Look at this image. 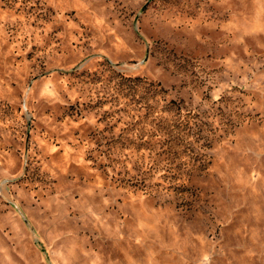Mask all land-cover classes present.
I'll return each mask as SVG.
<instances>
[{
    "label": "clouds",
    "instance_id": "obj_1",
    "mask_svg": "<svg viewBox=\"0 0 264 264\" xmlns=\"http://www.w3.org/2000/svg\"><path fill=\"white\" fill-rule=\"evenodd\" d=\"M42 2L59 6L67 0ZM71 6L79 8L77 15L88 26V31L81 30L77 36L67 30L57 33L61 45H53L48 52L60 46L67 48L73 40L78 44L87 40L90 52L95 54L86 65L89 86L74 83L81 77L77 69L79 57L62 63L67 58H54V52L53 55L37 53L39 60L31 62L35 67L21 75L5 63L7 53L0 44V101H8L20 109L13 120L0 121V128L8 129L9 124L13 125L12 131L20 129L15 139L23 141L25 121L21 117L29 112L38 125L48 130L33 137V148L39 146L40 156H36L35 151L26 154L22 145H17L19 151L15 156L0 152V187L4 188L0 196L17 209L21 194L35 205L38 219L22 225L31 239H38L41 228L49 225L52 228L45 232V239L56 229L70 235L73 231L105 226L109 219L122 226L116 216L126 212L129 204L127 199L118 204L117 197L143 189L134 201L142 203L143 198L155 191H163L162 177L169 178L165 173L170 165L186 159L182 150L177 160L175 145L162 134L167 123L159 124L157 117L147 124L143 120L137 122L141 110L133 111L129 104L131 96L124 99L128 86L120 87V78L129 74L117 72V63H137V74L146 76L149 82H162L170 99L192 97L188 111H199L201 115L191 125L187 142L200 151H204L200 144L219 145L228 165L241 171L247 168L246 174L261 181L264 187V176H261L264 172V159H261L264 157V72L260 71L264 68V0H86V6L85 0H71ZM188 17L195 20L189 22ZM52 23L59 20L53 18ZM68 28L79 29L80 25L68 24ZM42 31L47 35L51 25H46ZM66 34L69 39L65 45ZM74 51L79 52V49ZM97 75L103 84L91 83ZM10 83H15L16 87H10ZM132 87L146 89L147 84ZM236 88H248L253 96L258 93L260 103L253 104L247 96L244 98L247 103H242L238 92L234 91ZM117 112L119 116L114 115ZM105 114L112 119L98 123ZM161 118L172 119L165 114ZM107 125L111 127L106 133ZM158 127L160 133L156 132ZM140 128L148 135L138 131ZM52 134L56 135L60 146L66 148L61 156L52 157L60 151L52 144ZM153 134L156 144L139 143V137L148 139ZM0 135L7 142L12 132L4 131ZM69 141L72 148L66 147ZM109 141L110 146L101 149L100 144ZM81 145L86 148L82 149ZM141 147L149 150L140 151ZM85 151L90 158L82 160ZM29 156L36 159L30 160ZM199 163L207 167L202 161ZM81 165L94 173L91 184L88 181L92 176L81 180ZM63 181L70 182L65 187L79 188V198L73 199L62 190L49 200L32 199L33 189ZM157 184L161 186L159 189ZM11 215L20 216V212ZM6 227L5 223H0V253H3L0 264H29L28 248L19 243L24 233L16 224L7 231ZM8 249L18 261H13ZM209 261L210 256L204 254L200 264Z\"/></svg>",
    "mask_w": 264,
    "mask_h": 264
},
{
    "label": "rangeland",
    "instance_id": "obj_2",
    "mask_svg": "<svg viewBox=\"0 0 264 264\" xmlns=\"http://www.w3.org/2000/svg\"><path fill=\"white\" fill-rule=\"evenodd\" d=\"M78 11V7L71 6V0L61 2L59 6L42 0H0V44L7 53L5 63L24 75L35 67L31 62L39 60L37 53L47 52L48 55H53L54 52V58H67L62 60V63L79 57L77 69L81 71V77L74 83L83 87L89 86L86 65L95 58V54L90 52L87 40L83 44L73 40L67 48L60 46L54 48L53 52H48L53 45H61V38L57 33L67 30L72 36H77L81 34V30L88 31V26L81 22V17L77 15ZM58 13L62 15L58 17ZM53 18H57L59 23L53 24ZM187 19L190 22L195 20V17ZM68 24H79L80 28H68ZM46 25H51V31L47 35L42 31ZM68 39L66 34L63 37L65 45ZM13 45L17 47L13 48ZM75 49H79V52L74 51ZM44 59H47V56ZM115 67L117 72L129 74L120 78V87L128 86L125 89L128 95L124 96V99L131 96L129 104L133 111L136 108L141 110L142 115L137 117V122L143 120L144 124H147L157 117L160 118L159 124L167 123V129L162 134L168 142L175 145L177 160L182 150L186 159L179 160L178 164L173 162L170 170L165 173L169 178L162 177L163 191H155L150 197L143 198L142 203L134 201L143 189L117 197L118 204L123 203L124 199H127L129 204L126 212L116 216L122 226L109 219L105 226L90 227L87 231H73L70 235L65 234L62 229H56L45 239V232L51 231L52 228V225H49L47 228H41L38 239H31L22 225L38 219L32 200L21 194L17 209L10 201L0 196V205H3L0 207V223L7 225L6 231L13 224L20 227L24 236L19 243L28 248L31 257L29 264H200L204 254L210 256L208 264H264V187L261 186V181L253 180L250 174H246L247 168L241 171L228 165L227 157L222 155L219 145L200 144L204 149L200 151L187 142L186 137L190 134L191 125L198 121L201 115L199 111H188L192 97L170 99L162 82H149L146 76L137 74V63H117ZM229 67L234 69L235 66L230 64ZM260 71L264 72V68ZM4 79L7 81L6 76ZM91 83L103 84V80L97 75ZM133 84H147V88L137 89L132 87ZM9 86L15 88L16 84L10 83ZM234 91L238 92L242 103H247L244 99L246 96L251 98L253 104L260 103L257 99L259 94L253 96L248 88H236ZM221 99L223 101L224 97ZM0 104L3 105L0 107V121L7 123L20 111L19 107L14 108L8 101H0ZM71 111L75 114V109ZM121 111L128 114L125 109ZM119 114L117 112L114 115ZM162 114L172 119L166 121L161 118ZM21 119L25 121L23 141L15 139L16 132L20 129L12 131L13 125L9 124L8 129L0 128V132H12L7 142L5 137L0 135V152L15 156L19 151L17 145H22L26 154L35 151L36 156H40L39 146L33 148V137L34 134L43 135L48 130L38 125L29 112H25ZM111 119V116L105 114L98 123ZM110 127L111 125H107L104 132L107 133ZM114 131L112 128L113 133ZM138 131L148 135L143 128ZM156 132L160 133L161 128L158 127ZM139 143L156 144L155 134L148 139L139 137ZM52 144L60 150L53 153L52 157L61 156L66 151V148H62L57 142L55 134H52ZM110 144V141L108 144L101 143L100 147L103 149ZM66 147L72 148V142L69 141ZM81 148L85 149L86 145H81ZM139 150L149 149L141 147ZM89 158V153L85 151L82 160ZM194 158L197 162H194ZM29 159L35 160L36 157L29 156ZM200 161L207 164V167H201ZM80 171L81 180L85 176H92L93 179L88 183L94 181V173L88 172L83 165ZM261 176H264V172H261ZM69 183L63 181L41 185L33 189L35 196L32 199L39 197L49 200L62 190L68 192L73 199L79 198V188L75 185L71 188L65 187ZM145 185L147 186V182ZM160 187L159 184L156 185L157 189ZM3 191L4 188L0 187V192ZM12 195L15 196L16 193L12 192ZM16 211L20 212V216L11 215ZM35 230L33 227L32 231ZM8 254L13 261H18L19 258L10 249ZM2 256L3 253H0V257Z\"/></svg>",
    "mask_w": 264,
    "mask_h": 264
}]
</instances>
